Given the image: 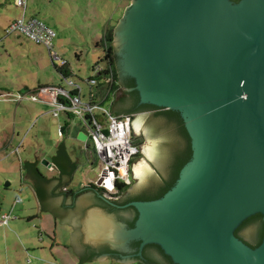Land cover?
<instances>
[{
    "label": "water",
    "instance_id": "1",
    "mask_svg": "<svg viewBox=\"0 0 264 264\" xmlns=\"http://www.w3.org/2000/svg\"><path fill=\"white\" fill-rule=\"evenodd\" d=\"M113 41L118 75L134 80L141 104L179 113L192 157L162 198L124 206L138 213L132 228L83 194L76 217L85 241L117 251L157 245L174 264H264V238L251 248L235 235L257 214L264 221V0H132ZM131 127L145 143L132 166L139 184L124 199L167 180L170 154L183 147L166 117L140 115ZM78 140L90 153L84 131ZM70 178L46 183L27 171L25 184L59 199Z\"/></svg>",
    "mask_w": 264,
    "mask_h": 264
},
{
    "label": "rangeland",
    "instance_id": "2",
    "mask_svg": "<svg viewBox=\"0 0 264 264\" xmlns=\"http://www.w3.org/2000/svg\"><path fill=\"white\" fill-rule=\"evenodd\" d=\"M45 1L47 8L51 10L49 13H52L58 22H62L66 26L67 40L70 38L69 41H60L57 37L55 50L68 61L72 71L70 78L77 85L82 86L83 95H86L84 99L89 100L88 92L91 86L88 80L94 75V66L104 56V49L97 47L93 39L103 34L105 30L103 24L107 25L109 20L112 21V26H115L132 0H72L76 5L66 2L65 8L62 7V0H57L58 5H52L49 0ZM1 18L0 15V20ZM3 37L4 32L1 30L0 38L3 45L0 43V92L18 93L19 89H25V84H28V88L33 89V80L36 75L41 80H43L41 76L46 79L45 75L37 72L38 68L33 69L32 60L29 61L25 57H21L22 53L40 54L39 49H33L35 45L30 43L31 41L22 39L23 44L18 46L20 52L18 54L19 52L8 49L6 38ZM75 53L81 55L80 59ZM102 65L106 66L105 63ZM49 71L57 84H60L64 89H70V86L62 81L55 68L52 67V70ZM102 84L105 83L102 81ZM122 93L121 87L115 92L112 91L116 98L120 97ZM110 104L111 99L105 103V107L108 108ZM97 113L100 112L97 111ZM140 115H146V113L135 114L134 119ZM61 125L67 126L70 131L65 143L75 158V151L84 148V144L78 142L75 136L76 130L81 129V121L77 117L67 119L61 115L59 118H55L45 105L28 100L16 104L7 102L0 97V149H3L0 151V216H12L9 224L4 226L5 228H0V264L81 263L69 247V229L63 226L59 219H55L47 212H41L39 200L33 190L25 184L26 172L22 167L26 161H33L36 156H40L42 160H46V164L39 165V170L43 175L56 177L60 174L56 168L51 166L52 163L48 162L51 161L52 156L57 152L58 145L63 141L57 135ZM137 138V142L142 147L145 143L143 135H139ZM142 157L140 155L137 161ZM77 166L71 177L70 187L74 190H78L83 185L97 184L104 168L101 160H96L91 166H86L84 162ZM6 183H9L8 187H5ZM138 184L137 180L132 179L131 189ZM61 190L64 192L63 189ZM19 199L21 202L14 207L15 202ZM65 199L67 200V198ZM15 224L23 225L28 228L27 230L35 233L32 243L26 242L25 237L21 235L17 227L15 228ZM0 227H2L1 224ZM82 264L117 263L112 260H104L99 262L84 261Z\"/></svg>",
    "mask_w": 264,
    "mask_h": 264
},
{
    "label": "built area",
    "instance_id": "3",
    "mask_svg": "<svg viewBox=\"0 0 264 264\" xmlns=\"http://www.w3.org/2000/svg\"><path fill=\"white\" fill-rule=\"evenodd\" d=\"M17 8L25 10L27 0H14ZM6 35L19 34L31 41L35 45L43 46L49 52L54 63H60V71L65 72L68 62L55 50L56 32L48 27L43 21L37 18L26 19L22 17L11 23L5 30ZM109 72L105 82L108 91L102 97L89 96V100L82 96V87L74 80L62 77L70 89L63 87H43L34 92L32 96H16L18 102L28 100L39 104H49L52 106L51 113L55 117L61 114L77 117L82 124L84 132L88 136L87 144L91 147V152L95 160H101L104 164L100 180L96 184L99 189L104 190L106 195L111 196L117 193L118 184H131L133 164L140 157V144L137 136L132 130L131 124L134 117L116 116L105 107V103L110 100L112 94L113 72L111 68H106L102 64L96 65L94 75L88 80L91 87H97L98 81L95 76L102 72ZM110 86V87H109ZM97 111L100 113L98 114ZM64 126L58 129V136L64 137ZM21 201V199L17 200ZM12 219L11 215L0 216V224L7 226Z\"/></svg>",
    "mask_w": 264,
    "mask_h": 264
},
{
    "label": "flooded vegetation",
    "instance_id": "4",
    "mask_svg": "<svg viewBox=\"0 0 264 264\" xmlns=\"http://www.w3.org/2000/svg\"><path fill=\"white\" fill-rule=\"evenodd\" d=\"M117 55H116V69H117ZM119 81L121 83V90L123 91L122 95L118 98L113 96V103H112V111H116L119 113H127V112H137L138 113H146L150 114L155 117H166L163 114H160L158 110L148 108L146 105H143L140 103V97L138 95V100L134 102L132 93H134L135 90L133 88H127L126 84L130 82L132 79L127 76H119ZM116 98V99H115ZM134 117V116H133ZM176 122L182 126V122L180 120L181 117L179 113H177ZM167 118V117H166ZM184 124V123H183ZM185 145L183 144V147L176 151L173 149L172 154L177 155L178 153H182L184 148H187V145L191 147V141L190 138L184 140ZM93 157L92 152H88V158ZM171 158V156H170ZM170 158L168 161L169 166L171 165ZM42 163V161L40 162ZM169 170V167H168ZM134 179V178H132ZM165 181V180H163ZM165 182H162L160 186H155L153 188H150L148 191L142 192L141 194L137 196H132L129 198H122L123 195L127 192H129L132 188V185L128 190L122 193H115L114 195L108 196L104 192V190H90L88 192V195H90L91 199L95 201V206L101 209H104L110 213H114L119 221L125 223L127 227L130 228V222H136L138 218L137 211L131 207L125 208L124 206L128 205L131 202L135 201H149L141 199L145 195L149 193L155 192L156 189L163 187ZM45 195V204L49 207H51L52 213L55 215V219L61 220L63 226H66L69 229V241H70V248L74 251V253L81 259V264L83 263V260H112L113 262L117 264H159L160 262H163L164 264H174L170 257L165 255L163 250L157 246V245H147L145 246L142 251H140V244L136 242H131L128 246L127 251H117L111 248V246L108 243H88L85 241V235L83 232L84 224L81 222V219L79 217H76V214L78 211V203L81 200V197H83V194L80 196H77L73 199V205H63L64 203V197L68 199L67 196H65L63 193L61 196H59V199H50L47 200L49 197L47 195V189L44 187V185H41L40 183L37 185ZM98 189V188H97ZM87 195V194H86ZM152 201V200H151ZM62 206V207H61ZM69 207V208H68ZM66 208V209H65ZM71 208V209H70ZM75 210V215L73 213H70L71 210ZM56 211V212H55ZM141 252V256H139V253ZM127 257H130L131 259H126Z\"/></svg>",
    "mask_w": 264,
    "mask_h": 264
},
{
    "label": "crops",
    "instance_id": "5",
    "mask_svg": "<svg viewBox=\"0 0 264 264\" xmlns=\"http://www.w3.org/2000/svg\"><path fill=\"white\" fill-rule=\"evenodd\" d=\"M49 2L52 5H54V4L58 5L59 4L57 0H49ZM62 2H63V6H62L63 8H65V3L66 2H70V5L71 4L76 5V3L75 2L73 3L72 0H62ZM50 11H51L50 8L49 9L47 8V3H46L45 0H27V6H26L25 10L17 8L15 6V4H14V0H0V15L2 16V18L0 20V31L3 30V32H4V37L3 38H6L5 41H7V43H8L6 45V46H8V49H11V50H13V51L18 53L19 52L18 51V46L19 45L22 46V44H23L22 39L27 40L26 38H24L23 36H21L19 34L6 35V33H5V30L7 29V27L11 23H13L14 21H16V20H18V19H20L22 17H25L26 19H31V18H37L39 20L41 19V21H43L48 27H50L51 29H53L56 32L57 37H59L60 41L61 40L62 41H69L70 38H68V40H67V30H66L67 28H66V26L62 22H58L55 19V17L53 16V14L49 13ZM67 13H69V12H67ZM69 18H71V17H69ZM117 24H118V22L116 23V25ZM116 25L112 26V21L111 20H109L107 25L103 24V27L105 28V30L103 31V34L101 36H98L97 38L93 39V42L96 43L97 47H99L98 44H100L101 47L104 49V47H103L104 45L103 44H105V42H106V38H107L108 33L110 31L114 30ZM27 41H29V40H27ZM0 43L1 44L3 43L1 38H0ZM30 43H32V42H30ZM32 44L35 45L34 43H32ZM4 48H7V47H4ZM35 48L39 49L38 50L40 52L39 55L32 54V53H28V54L27 53H22L21 57H25L29 61L32 60L33 69L34 68H38L37 72L41 73L42 75H45L46 79L44 78V76H41L42 79H43V80H41L36 75L35 76V80H33V82H34L33 89L28 88V84H25L24 85L25 89H23V90L19 89L18 93H7V92L4 93V91L0 92V97L4 98L5 101H7V102L8 101L9 102H15L16 104H19L20 102L17 101L16 96L26 95V96L29 97V96H32L34 92L38 91L40 88H43V87H50V86L61 87V85L57 84L56 80L50 75V71H49V70H52V67L55 68L57 70V72L60 71L61 70L60 63L52 62L48 50L46 48H44L43 46L35 45V47L33 49H35ZM22 51L25 52L24 50H22ZM62 52L64 53L63 50H62ZM18 54H20V52ZM61 56L65 59V57L63 55H61ZM76 56H77L78 59H80L81 55L79 56V55L76 54ZM64 70L66 71L67 75H71L72 74V71L70 69L69 63H68V66ZM93 72H94V68H93ZM39 73H37V74H39ZM60 78L62 79V76ZM62 81H63V79H62ZM107 91H108V86L107 85H105L104 88H102L100 90L97 89L96 87H91V89L88 92V95L90 96L91 94H93L95 97H99L100 98V97L104 96ZM83 93H84V91H83V88H82V96L84 98H86L85 97L86 95L84 96ZM110 99H111V104L109 105L108 108L112 111V103L114 101L113 96H111ZM41 105H45L46 107H48L50 109V114H52L51 113V110L53 108L52 106H50L49 104H41ZM61 115H64L65 117H67V119L73 118L72 116L69 117V116H67L65 114H61ZM55 118H57V117H55ZM61 126H64V125H61ZM64 128H65V136L63 138H61L63 141L58 145V147L61 144H63L65 142V139L70 135V131L67 128V126H64ZM81 131H84L82 126H81V129H77L76 133H75V136H76L78 142H81L80 140H78V135H79V133ZM57 135H58V131H57ZM58 138H60V137L58 136ZM1 139H6V138H1ZM82 144H84V143L82 142ZM58 147H57V152H56V154H54L52 156L51 161H52V159L54 157L58 156ZM65 148H66V153L69 156L71 162L75 163L76 159H77L80 163L84 162L86 166H91V165H93L96 162L94 156L91 157V158H88V152L85 150V144H84V148H82V149H80L78 151H75V158L71 155L70 150L68 149L66 143H65ZM2 150L0 149V151H2ZM41 161H46V160H42V158L40 156H36L35 160L26 161V162L37 163V168L39 169V165L42 164V163H40ZM51 161L48 162V163L51 164ZM80 163H77L76 165H78ZM51 166L53 167V165H51ZM53 168H55V167H53ZM25 172H26L25 173V179H27V171H25ZM40 173L42 174L41 171H40ZM59 175L60 174H58L56 177H50V176H46V175L42 174L43 178H45V182L46 183H51L53 181H59L61 179L59 177ZM90 185H96V184H89L88 186L83 185L78 190H74V189H72L70 187L71 186V178H70V180L67 183H65V184L60 186V190L63 189V191H66V190L79 191L82 187L83 188L84 187H90ZM31 190H33V189L31 188ZM33 192H34V194H35V196L37 198L36 192L34 190H33ZM37 200H38V198H37ZM19 202H21V201H16L15 204H14V207L16 206V204H19ZM16 227L19 230V232L21 233V235H23L25 237L27 243L28 242L29 243L33 242L34 237H35V233L34 232H30L29 230H27L28 228H25L23 225L20 226V225L15 224V228ZM0 228H5V227L2 226ZM69 247H70V245H69ZM65 248L68 249V247H65Z\"/></svg>",
    "mask_w": 264,
    "mask_h": 264
},
{
    "label": "trees",
    "instance_id": "6",
    "mask_svg": "<svg viewBox=\"0 0 264 264\" xmlns=\"http://www.w3.org/2000/svg\"><path fill=\"white\" fill-rule=\"evenodd\" d=\"M232 1L235 3H238L240 0H232ZM113 36H114V30H112L108 33L107 38H106V42H105V44H103L104 45L103 46L104 47V56L99 60V62L96 65L105 63L106 68H111V70L113 72L112 90H113V92H115L121 86V84H120L119 75H118L117 69H116V55L114 53V47H113ZM98 46L101 47L100 44H98ZM94 69H95V67H94ZM58 73L60 74V76H62L64 78L68 77L66 71L65 72L64 71H58ZM108 76H109V72H107V71L102 72L101 74L95 76V78L99 84L96 87L97 89L100 90V89L104 88L105 84H102V81L105 83ZM126 87L134 89L135 88L134 80H131L130 82H128L126 84ZM132 97H133V100L135 99L134 102H136L139 99L138 98V92L134 91V93H132ZM146 107L158 110V112L160 114H163L164 116H166L167 119L171 122V124L172 123L174 124V130H175L176 134H179L181 136V138H183V142H182L183 144H184V140L186 139V137L189 139V136H188L187 131L184 127L183 121L180 120L182 122V126H180V124H178L176 122L177 119L175 116L177 115V112L162 109V108H157V107L150 106V105H146ZM112 113L117 114V115H129V116L133 117L137 112L119 113L116 111H112ZM72 117H74V116H72ZM81 126H82V124H81ZM63 148H64L63 144H61L58 147V156L53 158V160L55 161V164L58 167V170L60 173V175H59L60 178L62 176H67V175L72 176L74 171L77 169V165L70 161V158L67 154H65V156H63V154H64ZM170 156H171V158H170L171 165L169 166L168 179L164 181L165 182L164 186L156 189L155 192H153V193H149V194L145 195L141 199L149 200V201L157 200V199L162 198L169 190H171L179 178V174H180L181 169L191 159L192 149L190 146L187 145V148H184L182 153H178L177 155H173L171 152ZM36 166H37V163L25 162L24 164H22L23 169L25 171L27 170L29 172V175L32 178L43 179L42 174L40 173L39 169ZM44 180H45V178H44ZM130 186H131V184H129V185L118 184L117 185V192L118 193L125 192L126 190H128L130 188ZM90 190H96L97 191L99 189L95 188L94 185H90V187H84V188L82 187L79 191L66 190L62 193L67 197L74 196L76 198L77 196L88 193ZM36 194H37L39 201L44 202L45 195L43 194V192L41 191V189L39 187H37ZM133 226H134V222L132 221V222H130V228H132ZM235 235L240 240H242L245 244L250 246L251 248H257L262 243V240L264 238V221H263L262 215L257 214L255 216L249 218L248 220H246L236 230ZM159 264H164V263L160 262Z\"/></svg>",
    "mask_w": 264,
    "mask_h": 264
},
{
    "label": "clouds",
    "instance_id": "7",
    "mask_svg": "<svg viewBox=\"0 0 264 264\" xmlns=\"http://www.w3.org/2000/svg\"><path fill=\"white\" fill-rule=\"evenodd\" d=\"M113 91V90H112ZM99 189V188H98Z\"/></svg>",
    "mask_w": 264,
    "mask_h": 264
}]
</instances>
